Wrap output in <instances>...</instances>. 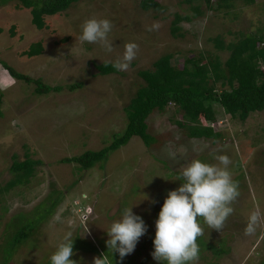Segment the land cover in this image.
I'll return each instance as SVG.
<instances>
[{
  "label": "rangeland",
  "instance_id": "rangeland-1",
  "mask_svg": "<svg viewBox=\"0 0 264 264\" xmlns=\"http://www.w3.org/2000/svg\"><path fill=\"white\" fill-rule=\"evenodd\" d=\"M140 1L80 0L61 13L46 16L47 25L42 29L30 22L28 8L15 6L17 0L0 2V188L14 177L10 171L14 159L23 160L28 154L40 160L26 183L0 192V245L8 238L9 220L18 213L40 217L49 192L63 191L53 213L16 247L7 264H51V254L68 232L77 246L72 259L93 264L94 257L107 252L105 230L119 219L123 207L133 204V212L143 218L147 231L123 260L114 254L113 264H159L151 252L155 220L168 191L180 185L176 178L187 163L193 159L216 163V155L229 157L228 170L238 182L239 197L220 232L199 220L204 230L199 238L212 247L198 244V264H264V222L254 233L244 232L251 212L259 209L264 216V109L250 112L242 121L212 102L218 119L214 125L221 133L213 139L188 137L175 124L181 120V112L168 106L154 110L146 119L147 130L157 138L152 145L133 136L87 170L60 161L99 150L124 130V107L142 83L138 71L151 69L159 56L171 53L172 63L179 66L199 52L218 55L224 61L229 51L215 48L209 38L221 35L227 42L237 32H258L264 27V0L250 4L234 0L230 7L219 9L208 8L202 0H157L161 5L157 10L142 9ZM194 5L200 6L201 14L194 16ZM176 13L189 15L191 20H181V34L174 36L170 25ZM90 17L112 22L108 34L112 52L100 44L79 41L82 23ZM13 24L17 28L11 36ZM154 24L158 27L149 31ZM37 40L44 47L41 54L20 55ZM128 42L139 45L128 70L100 74L97 65L121 57ZM2 61L32 79L62 89L36 94L33 82L9 76ZM78 82L80 87L69 89ZM215 247L224 251L217 255Z\"/></svg>",
  "mask_w": 264,
  "mask_h": 264
},
{
  "label": "trees",
  "instance_id": "trees-1",
  "mask_svg": "<svg viewBox=\"0 0 264 264\" xmlns=\"http://www.w3.org/2000/svg\"><path fill=\"white\" fill-rule=\"evenodd\" d=\"M9 0H0L6 3ZM17 8H28L30 10V22L38 29L46 27V16L63 12L71 4L80 0H17ZM192 2V0H184ZM210 9L228 8L234 0H202ZM255 0H242L243 3H253ZM142 9H160L161 5L157 0H141ZM194 16L201 14L200 6L191 7ZM181 20L189 21L191 16L175 14L170 25V32L177 36L181 34V27L178 23ZM17 25L13 24L9 28L11 36L15 35ZM1 32V29H0ZM233 40L225 42L221 35H215L211 42L219 50H228L229 55L221 61L218 55L203 54L186 57L181 66L172 63V54L166 53L159 56L151 69L138 71L142 83L134 94L131 95L129 103L124 107L126 116V126L124 130L115 135L107 146L99 150H86L79 155L61 158V162H73L77 169L87 170L97 162L106 160L108 153L126 144L131 137L138 136L146 146L157 142V138L149 133L147 117L154 110L162 111L171 106L176 111L181 112V120H175V124L185 130L191 138H218L221 133L216 130L215 123L218 121L216 111L212 102H216L224 113L233 119L245 120L250 112L264 109V27L258 32L235 34ZM64 38L63 40H65ZM44 51L40 40L32 42L27 48L20 51V55L29 58L39 55ZM106 62V61H104ZM8 74L18 80L35 84L36 94H45L50 91H60L62 86H50L44 84L40 78L32 79L26 73L18 71L8 63L1 62ZM100 74L116 72L111 62L97 65ZM81 83L69 85L72 90L80 87ZM2 92L0 90V102ZM1 115V111H0ZM15 157V155H13ZM40 160H34L25 154L23 160L12 162L10 171L14 172V177L6 182L0 192L7 191L18 183H26L33 174L34 165ZM63 191L53 189L47 195V206L42 209L40 217L30 218L29 214L18 213L16 217L9 220L7 227L10 228L7 239H4L1 248L0 264H7L12 257L16 247L22 243L39 226L42 220L51 215L60 203ZM5 209V208H4ZM36 210L41 207H36ZM197 243L203 248L212 247L201 238H197ZM77 247L73 244V248ZM95 250V249H93ZM215 254H220L223 249L213 248ZM3 252V253H2ZM201 252H199V255ZM0 255V256H1ZM264 262V260H263ZM166 263V262H165ZM164 263V264H165Z\"/></svg>",
  "mask_w": 264,
  "mask_h": 264
},
{
  "label": "clouds",
  "instance_id": "clouds-1",
  "mask_svg": "<svg viewBox=\"0 0 264 264\" xmlns=\"http://www.w3.org/2000/svg\"><path fill=\"white\" fill-rule=\"evenodd\" d=\"M112 27V22L107 18H87L82 23L78 39L81 42L100 44L110 53L113 51V43L108 34ZM156 27L158 25L154 24L148 30ZM138 50L139 45L135 42L126 43L122 56L111 62L112 67L118 71L128 70ZM170 156L174 158V154ZM214 159L216 163L193 159L179 170L176 180L181 183L168 191L155 220L151 255L159 264H198L200 250L197 238L204 234L199 220L202 218L208 228L220 232L233 214L232 205L239 197V187L228 170L231 161L227 155H216ZM133 205L123 207L119 219L114 220L105 230L108 236L105 241L107 252L94 257L93 264H113L114 254L118 253L120 260H123L134 251L139 239L146 233L147 225L140 215L133 212ZM88 211L86 209L84 214ZM262 222L264 216L259 209L251 212L244 229L245 234L254 233ZM73 244L72 233H66L50 256L51 264H78L77 260L72 259Z\"/></svg>",
  "mask_w": 264,
  "mask_h": 264
},
{
  "label": "built area",
  "instance_id": "built-area-1",
  "mask_svg": "<svg viewBox=\"0 0 264 264\" xmlns=\"http://www.w3.org/2000/svg\"><path fill=\"white\" fill-rule=\"evenodd\" d=\"M89 209H87V211H88Z\"/></svg>",
  "mask_w": 264,
  "mask_h": 264
}]
</instances>
